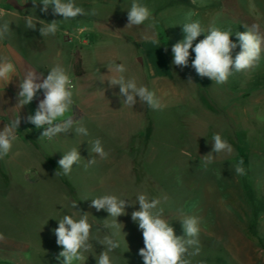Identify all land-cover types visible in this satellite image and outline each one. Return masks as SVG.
<instances>
[{
	"label": "rangeland",
	"instance_id": "374dc122",
	"mask_svg": "<svg viewBox=\"0 0 264 264\" xmlns=\"http://www.w3.org/2000/svg\"><path fill=\"white\" fill-rule=\"evenodd\" d=\"M167 1L140 0L152 12L153 30L148 27L152 21L126 28L132 0H75L86 11L97 8L99 15L62 21L55 35L43 37L41 25L26 28L24 16L49 23L62 16L53 15L51 8L42 13L43 5L34 7L32 0H18L27 4L23 10L0 0V21L10 22L6 40L36 58L40 66L59 64L73 73L76 92L66 115L83 118L89 133L69 132L48 140L40 138L42 128L31 124L35 131L25 142L30 144L17 148L16 161L0 165V233L5 237L0 243L11 246L5 252L0 248V264H60L57 256L62 247L53 230L63 215L75 213L78 218V211L89 213L93 225V247L85 253V264H97L105 248L96 238L115 231L103 227L109 214L90 206L91 199L105 194L133 203L126 205L127 215L117 218L122 224L117 237L121 243L110 253L113 264H144L139 255L144 247L142 230L131 219L140 208L139 194L161 200L163 218L178 236H184L181 213L199 219L201 252L189 257L191 264H264V245L248 232L251 207L246 198L248 183L264 194V87L252 88L255 74L264 70V53L259 67L234 73L222 85L196 74L191 49L188 67L172 64V45L184 38L187 13L193 12L192 19L205 29L213 24L228 29L255 23L264 31V0H195L199 9L167 6ZM253 4L255 9L250 7ZM153 32L159 47L143 38ZM205 35L197 37L193 46ZM113 58L125 65L126 78L155 91L161 110L140 103L139 97L129 107L114 95L119 93L118 85L109 87L108 81H100L109 74L105 65ZM215 133L232 145L233 152L216 155L205 169L203 156L212 151ZM96 138L109 157L88 165L97 156L90 152ZM73 147L79 150L80 163L70 175L55 176L61 171L58 161ZM241 159L246 175L235 173ZM73 201L77 209L71 207ZM111 222L109 217L107 223ZM258 229L264 237V214Z\"/></svg>",
	"mask_w": 264,
	"mask_h": 264
},
{
	"label": "clouds",
	"instance_id": "9594fccd",
	"mask_svg": "<svg viewBox=\"0 0 264 264\" xmlns=\"http://www.w3.org/2000/svg\"><path fill=\"white\" fill-rule=\"evenodd\" d=\"M27 0H24L26 3ZM23 3V4H24ZM37 3L42 4L40 9L42 13L47 14L49 8L52 9L53 15L62 16V20H52L50 23L43 20H37L33 15L24 16L25 26L29 29H35L37 23L41 25L39 32L43 37L55 35L60 29V22L74 20L82 16H98L97 8L85 10L78 6L75 0H32L35 7ZM255 9V5H250ZM194 13L186 14L182 24L184 38L172 45L173 60L172 64L180 68L189 66L190 49L195 53V58L191 61V67L201 78H210L217 85L227 83L234 73L252 71L259 67V62L264 53V31L259 24H252L247 27L246 31H238L235 36L238 43L233 42L230 37L233 35L231 28L221 29L215 24L210 25L207 29L202 27L199 20H193ZM128 23L126 28L144 25L147 21H152L148 27L155 29V21L152 18V12L147 5L140 0H132L127 13ZM10 22L6 19L0 21V41L6 39L9 35ZM202 33L205 38L193 46ZM144 39L150 40L151 43L160 46V42L155 33L146 34ZM237 47L240 51L233 57V52ZM167 51V49H165ZM108 69V75L100 80L108 81L109 87L119 86L118 95L123 104L132 107L137 103L139 97L140 103L146 104L152 110H161L163 105L157 97L155 91L150 90L147 86H138L135 78H126L124 73L127 69L124 64L116 63V60L109 59L105 65ZM99 71V69H98ZM17 66L6 55H0V81L6 83V86L12 81L13 76H17ZM191 82V78L189 81ZM73 81L67 70L57 64L50 69L49 74L45 77L34 69H26L23 77L18 84L17 104L15 107L20 109L30 104L38 93L43 92V99L39 100L34 115H28L26 122L33 124L37 129H43L40 138L52 140L59 134L67 135L69 132H75L77 135L87 136L88 129L83 124V118L76 120L70 112L73 100ZM20 113V112H19ZM19 113L15 118L5 124L0 131V160L4 159L12 150L14 142L17 140V129L21 124ZM212 151L203 156V166L211 164L215 156L220 153L231 154L232 145L219 133L213 134ZM91 153L97 154L88 161V165H93L100 160H107L109 153L105 151L101 139L96 138L91 142ZM215 154V155H214ZM81 161L79 150L75 147L63 154L58 161L61 171H57L55 176L70 175L73 166L78 165ZM241 159L235 165L237 175H246ZM87 167V165H86ZM166 200L167 197L165 196ZM136 203L139 204V210L131 213V219L138 224L142 230L144 247L139 250V255L143 258L144 264H191L189 257L197 256L201 252L199 219L195 216H188L181 213L182 227L184 236L175 234L171 224L163 218V209L159 208L161 200L159 198L149 199L146 194L136 196ZM133 203L128 199H123L114 194H105L100 197L91 199V207L97 211L104 210L112 218L111 224L105 223L103 227L115 229L111 235H105L103 238H96V241L103 245L105 250L102 251L97 260V264H113L110 253L120 247L121 241L117 239L121 232V223L117 218L121 215H127L126 205ZM73 209H77V202L71 203ZM78 211V210H77ZM80 213L76 218L75 213L65 214L58 220V227L53 232L56 236V243L62 247L57 259L60 264H85L87 257L85 253L92 249L93 244L90 240V234L93 225L89 222V213ZM100 228L97 227V231ZM124 233V239H125ZM5 237L0 233V242Z\"/></svg>",
	"mask_w": 264,
	"mask_h": 264
},
{
	"label": "crops",
	"instance_id": "0c3cea01",
	"mask_svg": "<svg viewBox=\"0 0 264 264\" xmlns=\"http://www.w3.org/2000/svg\"><path fill=\"white\" fill-rule=\"evenodd\" d=\"M0 55H6L12 60L13 63L17 66V76H13L12 81L6 86V83L0 81V131L3 130L6 123H8L11 119L15 118V116L19 113L21 117V124L17 129V140L13 144V148L10 153L2 160H0V165L10 163L11 161H16L17 148H26V143L28 134L34 132V128L31 126V123L26 122V117L28 115H34L35 110L37 109L38 103L40 99H43V92L41 91L38 93L37 98H35L30 104L23 106L21 109L17 106V93L19 91L18 84L20 83L21 78L23 77L24 71L26 69H34L37 70L39 73H43L46 77L47 72H50V67L40 66L37 63L36 58L29 57L19 46L15 45L14 43L3 40L0 41ZM69 72L72 81H73V98L75 97L76 86L73 73ZM74 100V99H73ZM72 110V107H71ZM16 159V160H15ZM10 244H1L0 248L10 249Z\"/></svg>",
	"mask_w": 264,
	"mask_h": 264
},
{
	"label": "trees",
	"instance_id": "16d2710c",
	"mask_svg": "<svg viewBox=\"0 0 264 264\" xmlns=\"http://www.w3.org/2000/svg\"><path fill=\"white\" fill-rule=\"evenodd\" d=\"M167 6H183L187 8H194L199 9L201 8V4L199 1L195 0H168ZM212 7V6H210ZM231 30L233 32V35L230 37V39L233 40V42L238 43V38L235 36V33L238 31H246V26L239 24L231 27ZM240 51V48L237 47V49L234 50V52ZM264 87V70L261 72L255 74L252 88L257 89ZM73 117L77 120V116L73 114ZM246 198L247 201L251 207V220L248 226V232L249 234L256 238L261 245H264V237L259 232V218L261 215L264 214V194H259L258 191L253 187L252 183H248L246 188Z\"/></svg>",
	"mask_w": 264,
	"mask_h": 264
},
{
	"label": "water",
	"instance_id": "95a60500",
	"mask_svg": "<svg viewBox=\"0 0 264 264\" xmlns=\"http://www.w3.org/2000/svg\"><path fill=\"white\" fill-rule=\"evenodd\" d=\"M7 3L10 4L12 7L18 10H23L26 8L27 4H20L18 0H7Z\"/></svg>",
	"mask_w": 264,
	"mask_h": 264
}]
</instances>
